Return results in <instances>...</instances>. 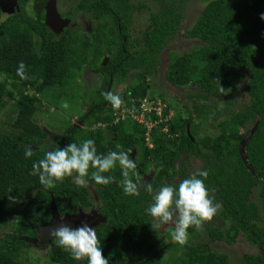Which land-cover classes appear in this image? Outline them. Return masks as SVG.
Returning <instances> with one entry per match:
<instances>
[{
  "label": "trees",
  "instance_id": "obj_1",
  "mask_svg": "<svg viewBox=\"0 0 264 264\" xmlns=\"http://www.w3.org/2000/svg\"><path fill=\"white\" fill-rule=\"evenodd\" d=\"M157 1L159 10L151 13L143 37L136 41L131 36L137 10L133 0H75L77 11L84 12L92 25L91 35L86 37H79L86 32L78 26L60 35L55 32L46 23L47 0H20V10L12 14L3 10L0 0V75L4 76L0 78V227L10 226L0 237V264H33L24 257V248L49 238L47 229L58 218L93 208L88 186H79L73 178L48 189L38 176L30 175L33 162L47 151L86 139L96 142L99 153L129 152L141 178L137 197L124 194L119 165L105 174L115 178L107 186L88 177L101 201L96 216L102 220L96 221L94 228L109 264H231L228 254L214 251L207 242H194L191 235L195 228H189L190 240L181 245L169 240L167 231H154L149 222L151 215L146 209L153 201L143 185L151 183L154 191L170 183L178 186L200 171L208 172L205 183L220 205L218 216L224 222L223 227L207 228L209 239L234 244L243 235L258 252L243 254L241 263L264 264V62L257 59L258 44L264 46V0L208 1L184 33L202 43L182 54L171 51L166 72L173 86H197L189 95L194 100L192 110L185 115L183 107L170 102L163 116L174 108V118L152 128L150 145L145 125L132 119L114 122V111L103 93L119 77L127 84L122 98L129 106L131 98L139 100L151 94L147 79L155 73L160 53L184 18L182 8L168 0ZM33 2L38 8L30 15L23 7ZM20 62L26 66L28 80L17 75ZM88 64L92 71L106 74L107 86L91 90L96 96L84 100L88 106L80 116L83 126L70 123L50 147L46 144V139L51 140L49 133L35 119L36 114L53 89L59 96ZM240 79H248L249 104L243 111L230 106L225 111L228 114L217 121L219 131L201 135L194 113L206 122L213 109L208 101L215 106L229 101L227 93ZM159 95L164 99L165 94ZM9 104L12 109L6 111ZM249 122L257 128L242 152L241 142L253 128L247 127ZM28 147L33 150L31 158L24 155ZM192 157L203 164L199 171L189 173L186 166ZM178 175L181 180L174 182ZM258 185L257 202L252 194ZM28 194H32L29 199ZM9 195L16 199L9 200ZM169 231L173 233L174 227ZM46 244L52 263L87 264V259H74L58 247L52 237Z\"/></svg>",
  "mask_w": 264,
  "mask_h": 264
},
{
  "label": "rangeland",
  "instance_id": "obj_2",
  "mask_svg": "<svg viewBox=\"0 0 264 264\" xmlns=\"http://www.w3.org/2000/svg\"><path fill=\"white\" fill-rule=\"evenodd\" d=\"M20 4V0H17ZM208 1L210 0H168L167 2L169 4L178 6L182 8L184 12V18L181 24L179 25V30L169 39L167 44L165 45L163 51L159 55V60L157 64V69L155 73L149 77L147 80H149V93L150 96L154 94L156 97H160V100L162 102V105L166 104L169 106L170 102L173 104H177L183 108L182 112L185 115H188V112L192 110L193 105V98H190V93H194L197 91V86H191L187 89H183L177 86H173L167 79H166V72L168 69V63H169V57L171 51H176L179 54H182L187 51H191L193 46L197 44H201V40L198 38H187L184 33L186 30L191 28L194 23L196 22L199 15L202 13L203 9L207 5ZM74 0H70L69 3H63L61 2L60 8L62 7L64 10L70 8L71 6L74 7ZM63 3V4H62ZM133 3L136 5L137 10L134 13L133 21L131 24V36L132 39L140 40V38L143 37L144 30L148 26V24L151 22V13L157 12L160 8V4L157 0H133ZM35 2L31 4H26L23 7V10L28 12L30 15L34 14V11L38 8V6L34 5ZM32 5V6H31ZM63 10V11H64ZM66 13V12H65ZM79 17V18H78ZM77 25L75 26L80 27V31L86 32L81 33L79 37H86L87 34H89L90 28L84 29L82 26L86 24L85 17L78 15L77 16ZM87 21L89 19L87 18ZM72 23V21L70 22ZM69 23V24H70ZM59 35L62 34L61 32H58ZM259 45V50L257 53V59L259 62H264V46L262 44ZM141 44L137 46V48H140ZM91 64H88L84 67V72L81 74L80 77L76 78V81L65 89L64 92H61L59 96H57L56 92H54V89L51 91L49 97V100L44 99V105L36 114V120L46 129V131L49 133V136L51 140L46 139V144L48 146H53L54 142L59 136V133L63 132L65 128L70 124L73 123L76 126L81 125L80 123V116L81 113L84 112L87 109V104L84 102L86 98H94L96 96V93L91 94V90H99L103 88L106 84V74L104 73H95L91 70ZM135 70H133L130 73V77L132 74H134ZM0 78H4L3 75H0ZM248 79H240L236 82L234 90L229 91L227 93V99L229 101H225L223 103V107H220V105L215 106L213 101H208L210 105H212V111L209 112V119L206 122H201L200 118H198L194 113V121L196 123H199L198 130L201 133V135L205 133L209 134H215L219 131V128L217 127V121L222 119L224 116H226L228 113L226 111L227 108L230 106L235 107L238 111H243L246 104H249L250 97L246 92V85H247ZM107 86V84H106ZM126 89V83L121 82L120 78L117 77L115 81L110 86L109 92L118 93L121 97L122 94H124ZM58 91V90H57ZM160 93L165 94L164 99L159 95ZM232 101V103H231ZM64 102H67L68 107H63ZM201 102V101H197ZM230 102V103H229ZM12 104L7 105L5 108L6 111H9L12 109ZM165 107V108H166ZM170 108V107H169ZM174 108H171L170 113H168L167 117L163 120H172L174 118ZM160 122V121H159ZM107 125H102L103 128H106ZM85 127V126H84ZM248 128L253 127V123L249 122L247 124ZM152 138L150 136L149 141H147L149 144L152 142ZM203 164L202 160L197 157H192L187 162V171L190 172H197L201 169V165ZM181 180V176L178 175L174 182H179ZM260 185L256 186L254 188L252 199L255 201H259V192H260ZM88 188L90 191V197L94 202L92 209H86V210H79L77 215L61 218V220L58 221V223L63 221H69L70 219H80L85 218L80 221V223L71 222L69 223L72 227H78L82 226L83 222L85 221H92L91 226L94 227V224L98 220H102V218L97 214L98 207L101 205V201L97 195V191L94 188V186L88 184ZM32 194H28L26 198H30ZM27 200V199H23ZM96 216V217H95ZM74 221V220H73ZM150 224L152 223H158V221H155L153 217H150ZM152 226V225H151ZM224 226V222L220 219L218 216V213L213 218L211 222H205L202 227L199 229H194L191 239L194 242H207L210 244V247L217 252H222L225 254H228L230 257V263L231 264H242L241 259L243 254L249 253V254H257L258 248L254 245H251L245 238V236L240 235L238 237V240L234 244H229L225 241L217 240V241H211L209 239L207 228L209 227H220ZM171 227H174V225H161L157 232H165L167 231L169 234L168 239L171 241H174L172 232L169 231ZM153 229V228H152ZM10 230V226H2L0 227V237L4 236L6 232ZM154 230V229H153ZM156 231V230H154ZM48 237H44L38 244L36 241V245H34L31 248H24L26 251V254H24V257L33 264H56L49 261L48 258V250L50 246H47L46 241L48 240ZM165 259L169 257V252L164 253Z\"/></svg>",
  "mask_w": 264,
  "mask_h": 264
},
{
  "label": "clouds",
  "instance_id": "obj_3",
  "mask_svg": "<svg viewBox=\"0 0 264 264\" xmlns=\"http://www.w3.org/2000/svg\"><path fill=\"white\" fill-rule=\"evenodd\" d=\"M261 18L264 19V14H261ZM25 69L24 62H20L17 75L23 80H28L29 76ZM219 86L220 92L224 93L225 88L220 83ZM103 95L113 109H120L124 104L118 93L106 92ZM63 107H68L67 102H64ZM220 107H223V102ZM99 125L106 124L99 123ZM24 155L25 158H31L32 148L28 147ZM117 165L121 169L120 186L124 194L140 196L141 178L135 171L137 163L130 158L129 152L99 153L93 139H86L79 144L69 142L62 148L47 151L42 159L33 162L30 175L38 176L40 184L48 189L55 188L58 182L62 183L66 178H73L79 186L86 187L89 175L95 184L107 186L113 183L115 178L105 174L113 171ZM207 176V171H200L183 179L178 186L170 183L155 191L152 184L146 182L143 187L152 195L153 201L146 211L158 221L151 224L152 228L157 231L161 225H174L172 233L174 240L186 245L190 240L189 228L199 229L205 222H211L218 213L220 205L215 202L211 189L205 183ZM11 191L9 189V193ZM15 199L9 195V200ZM47 231L57 246L74 259H87V264H109L108 258L103 254L96 228L92 227L90 222L85 221L82 226L72 227L67 221L62 220L57 225L50 226Z\"/></svg>",
  "mask_w": 264,
  "mask_h": 264
},
{
  "label": "built area",
  "instance_id": "obj_4",
  "mask_svg": "<svg viewBox=\"0 0 264 264\" xmlns=\"http://www.w3.org/2000/svg\"><path fill=\"white\" fill-rule=\"evenodd\" d=\"M123 101L124 104L120 109L112 108V110L114 111L113 114L115 116L114 122L118 123L121 120L132 119L133 121L139 122V124L141 125H145L147 129L145 133L146 140L149 141L152 128L156 126L159 121L161 122L164 118H166L168 115L167 114L166 116H163L166 104L162 105L160 97H156L154 95L150 96V94L145 95L139 100H137L136 98H131L132 107L129 106L124 99ZM136 102H138V107L136 105ZM152 114L157 116L155 120L149 118V116H151ZM150 145H152V143Z\"/></svg>",
  "mask_w": 264,
  "mask_h": 264
},
{
  "label": "water",
  "instance_id": "obj_5",
  "mask_svg": "<svg viewBox=\"0 0 264 264\" xmlns=\"http://www.w3.org/2000/svg\"><path fill=\"white\" fill-rule=\"evenodd\" d=\"M2 8L5 12L12 14L14 12L19 11L20 6L17 0H1ZM71 22L70 18H64L59 10L57 9V0H49L47 2L46 7V23L55 31V32H61L63 31L64 27L68 26ZM108 61V58L106 57L104 60V64H106ZM257 128V124L248 132V134L243 138L241 144H242V152L245 151V146L247 144V141L251 138L253 133L255 132ZM57 217V216H56ZM58 221L61 220V218L57 219Z\"/></svg>",
  "mask_w": 264,
  "mask_h": 264
},
{
  "label": "flooded vegetation",
  "instance_id": "obj_6",
  "mask_svg": "<svg viewBox=\"0 0 264 264\" xmlns=\"http://www.w3.org/2000/svg\"><path fill=\"white\" fill-rule=\"evenodd\" d=\"M49 0H47V2H48ZM63 1V3H69L70 4V0H57V7H58V10H59V12L61 13V15L63 16V17H65V18H71L72 20V23H70L68 26H66L64 29H63V32L62 33H64L65 31H67V30H70L71 28H75V27H77V26H75V24L77 25V16L78 15H81V16H83V17H85V21H86V24H84L82 27L84 28V29H88V28H90L91 30H92V25L90 24V22L89 21H87V19H86V16H85V13L84 12H79V11H77V9L75 8V6H76V3L74 2V7H68V9H66V10H64L62 7L60 8V5H61V2ZM75 1V0H74ZM72 2H73V0H72ZM62 3V4H63ZM1 6H2V3H1ZM64 10V11H63ZM66 12V13H65ZM79 18V17H78ZM89 30V29H88ZM90 30V31H91ZM89 31V34L91 35V32ZM91 70H92V68H91ZM94 72V71H93ZM96 73V72H95ZM98 74V73H97ZM132 76H133V74H132ZM131 79V78H130ZM129 79V80H130ZM112 84H110L108 87H107V90H108V92H109V89H110V86H111ZM127 85V84H126ZM191 86H195V85H191ZM191 86H188V87H191ZM188 87H180V88H183V89H187ZM83 219H85V218H80V219H70L69 221H68V223H71V222H75V223H80V221L82 222V220ZM74 220V221H73ZM58 224V221L53 225V226H55V225H57ZM49 238H51V236L49 237Z\"/></svg>",
  "mask_w": 264,
  "mask_h": 264
}]
</instances>
